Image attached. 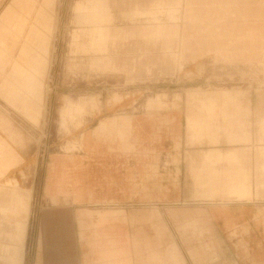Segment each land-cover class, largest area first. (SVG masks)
<instances>
[{"label":"crops","instance_id":"0c3cea01","mask_svg":"<svg viewBox=\"0 0 264 264\" xmlns=\"http://www.w3.org/2000/svg\"><path fill=\"white\" fill-rule=\"evenodd\" d=\"M79 4L86 8V14L96 16L95 22L79 26L81 54H92L91 65L113 71L116 42L122 35L116 26L114 4L110 0ZM23 6L22 0H13L3 13L0 45ZM49 6L52 16V2ZM180 6L182 29L176 26ZM101 15L103 23H99ZM121 15L129 23L142 17L143 25L150 29L142 32V37L165 39L167 50L177 40L180 62L213 52L216 61L264 69V0H154L148 6L134 4ZM159 15L165 16V22ZM48 24L38 22L30 32L25 61L13 67L0 88V99L18 105L31 119L39 111L41 86L48 70ZM6 62V58L0 62V75ZM243 96L221 89L186 99L187 108H209L187 111V141L200 143L203 137L211 145L257 142L262 137L264 141V102L256 95V104H252ZM242 106L248 108L236 111ZM169 112L166 120L175 130L166 143L178 146L180 134L182 143L184 140L183 127L179 130L183 114ZM132 116L140 118L143 114ZM127 122L130 127V120ZM163 129L155 132L141 125L138 138L134 133L128 136V141L139 148L129 147L127 153L119 150L115 140L116 151L49 156L43 195L51 204L64 206L48 213L57 223L52 227L53 222H45L34 264H185L169 240V220L183 238L186 233L191 234L189 238H209L210 243L189 252L198 264L208 258L218 259L215 264H238L235 258L227 257L234 255L229 234L237 229L238 243L251 264H264V203L252 201L263 191L264 146L252 150L239 145L181 150L179 155L172 154L177 161L168 173L163 167L167 144L160 142L153 152L149 137L158 134L166 140ZM220 130L226 138L220 139ZM0 131L11 137L1 120ZM18 164V155L0 135V207H5L0 210V264H24L31 190L2 183ZM15 206L20 207L13 211Z\"/></svg>","mask_w":264,"mask_h":264},{"label":"rangeland","instance_id":"374dc122","mask_svg":"<svg viewBox=\"0 0 264 264\" xmlns=\"http://www.w3.org/2000/svg\"><path fill=\"white\" fill-rule=\"evenodd\" d=\"M22 1L23 9L9 27L6 41L0 45V62L4 58L7 59L5 69L0 75V88L13 67L25 61L28 36L38 27L40 15L52 2V16L46 28L50 37L48 70L41 86L38 113L33 114L31 119L18 105H8L0 99V120L6 124L11 137L2 131L0 135L19 157L18 167L2 183L5 182L8 187L19 185L21 189L31 190L32 194L31 205L28 207L30 216L24 264H34L37 241L45 230V222H53L52 227L57 223L54 217L53 220L50 219L48 213L58 206H64L60 203L51 204L43 195L46 164L52 154L57 157H70L79 156L82 152L116 151V145L113 143L115 140L119 141V150L127 153L129 147L130 150L139 148L137 144L128 141V136L134 133L138 138L141 125L155 132L165 128L166 140L158 134L149 136L152 151L156 152L160 142L171 141L172 130H175L170 120H166L169 119V111L183 114L179 130L183 127L184 140L182 143L180 134L178 146L172 145L171 142L166 143L167 159L163 167L168 173L177 161L171 158L172 154L179 155L181 150L229 149L226 147L231 145L252 150L264 146L263 137H260L262 134L257 142L247 143L227 141L211 145L206 137H203L200 143L187 141V111H208L206 109L209 108H187L186 99L206 91L227 89L237 96L244 93L243 97L248 98L252 104H256V95L264 102V69L262 66H250L236 61H216L213 52L198 56L191 62H180L177 40H173L167 50L165 47L168 42L165 39L150 40L142 37V32L150 31L143 25L145 22L142 17L134 23L122 19L121 13L128 12L134 4L148 6L154 0H110L115 7L116 26L122 31L116 42L114 55L117 61L113 71L103 66L91 65L92 54H81L79 26L96 20V16L86 14V8L79 4L86 0ZM12 2L13 0H0V19ZM76 8L79 9L78 12ZM176 16V26L182 29L184 26L180 21L183 16L181 6ZM158 17L165 22L164 15ZM102 22L101 15L99 23ZM177 62L181 67L176 66ZM182 108L185 110L182 111ZM243 108L248 107L231 110L243 111ZM214 110L219 111V108ZM142 114L140 118L132 116ZM127 120H130V127ZM247 125L251 128L250 123ZM218 133L220 139L226 138L223 130ZM261 179L264 181V172ZM260 192L263 196L260 194L259 198L252 201L262 200L264 203V182L263 191ZM19 207L11 208L14 211ZM0 210L4 211L5 207H0ZM62 226L65 227L66 224ZM168 232L169 240L175 243L184 257L185 264H198L190 258L189 252L194 248L197 250L204 242L210 243L209 238L204 235L201 238H189L190 233H186L183 238L171 220ZM239 236L238 229L229 234L234 255L227 257L235 258L238 264H251L238 243ZM208 259L204 264H215L219 261Z\"/></svg>","mask_w":264,"mask_h":264},{"label":"bare ground","instance_id":"6f19581e","mask_svg":"<svg viewBox=\"0 0 264 264\" xmlns=\"http://www.w3.org/2000/svg\"><path fill=\"white\" fill-rule=\"evenodd\" d=\"M80 8V6H79ZM77 9V8H76ZM79 9H77V12H78ZM51 11V8L50 6L48 5L47 8L44 9L43 13L40 15V18H39V22H50V19H51V15H50V12ZM76 11V10H75ZM103 23V22H102ZM39 32V31H38Z\"/></svg>","mask_w":264,"mask_h":264}]
</instances>
